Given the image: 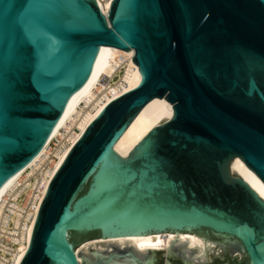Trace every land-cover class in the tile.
<instances>
[{"label": "water", "instance_id": "obj_1", "mask_svg": "<svg viewBox=\"0 0 264 264\" xmlns=\"http://www.w3.org/2000/svg\"><path fill=\"white\" fill-rule=\"evenodd\" d=\"M101 45L133 50L141 80L69 150L19 264H162L164 248L129 239L75 253L160 232L186 233L164 264H264V201L228 167L237 156L264 183V0H111L106 13L0 0V186L41 150ZM154 97L172 117L120 157L113 143Z\"/></svg>", "mask_w": 264, "mask_h": 264}, {"label": "bare ground", "instance_id": "obj_2", "mask_svg": "<svg viewBox=\"0 0 264 264\" xmlns=\"http://www.w3.org/2000/svg\"><path fill=\"white\" fill-rule=\"evenodd\" d=\"M96 2L102 12L106 13L111 0H96ZM100 47L101 52L93 73L82 87L71 95L62 116L52 128L41 150L23 168L18 170L0 186V239L6 238L17 244L11 253L9 264H19L24 256L30 242L32 227L38 208L45 195L47 186L73 144L108 102L133 89L141 80V75L136 64L130 60L127 65L128 70L125 74L127 82L125 86L119 89L115 86L106 88L104 85H101L99 79L102 75L109 76L113 79L114 74H116V67L119 66L121 61L120 55L131 57L133 50L129 49L125 51L107 45H101ZM129 67H133V69ZM172 115L173 111L170 102L164 97L152 98L130 121L125 130L113 143L111 149L120 157L124 158L154 126L162 124L170 119ZM72 126H74L73 130ZM65 132H67L66 136L69 144L55 153L56 158L53 160L50 168L44 172H40L42 179L38 183L31 181L32 177L37 178V172L39 171L38 161L42 160L43 154H47L46 147L50 140L56 135L64 137ZM101 163L102 160L98 166V170L101 167ZM228 167L229 172L237 174L242 178L264 201V183L237 156L232 158ZM26 188H29L27 198L32 200L33 208L27 212V215H24L23 207L20 205L18 199ZM33 188L37 190V193L33 191ZM23 215L24 223L20 219ZM9 221L12 222L16 230L11 232L12 229L8 228ZM185 236L186 233L172 235L171 233L160 232L155 234L153 240H139L137 242H134L131 237L122 236L90 241L81 245V248L95 242L129 239L138 250H144V248H164V252H166L168 238H183ZM0 250L4 253L6 248L0 246ZM77 252L78 250L75 251L76 254ZM1 257L0 262L5 264V260H3L5 259L4 256ZM77 259L81 262L80 257H77Z\"/></svg>", "mask_w": 264, "mask_h": 264}, {"label": "built area", "instance_id": "obj_3", "mask_svg": "<svg viewBox=\"0 0 264 264\" xmlns=\"http://www.w3.org/2000/svg\"><path fill=\"white\" fill-rule=\"evenodd\" d=\"M132 56L130 57V56L120 55L121 61H120L119 66L116 67V74H114L113 79L110 78L109 76L102 75L99 79L100 84L104 85L106 88H108L109 86H115L116 88L121 89L123 86H125L127 83L126 79H125V74H126V71L128 70L127 65H128V62L130 60H132ZM129 68L133 69V67H129ZM73 127L74 126H72V130H73ZM66 135H67V132L64 133V137L56 135L50 140V142L48 143V145L46 147V153L48 155L43 154L42 160L38 161L39 171L37 172V178L36 179L34 177L31 178V180H33V182L38 183L42 179V175L40 172H44L45 170L49 169L50 166L52 165L53 160L56 158L55 153L59 152L65 146H67L69 144V141H68V138ZM33 191L35 193H37V190L34 188H33ZM27 194H26V198H25L24 202L23 203L19 202L20 205L23 207V214L24 215H27V212L29 210L31 211L33 208L32 200L30 198L29 199L27 198ZM24 215L20 218L21 220H23L22 223H24ZM10 222L11 221H9V223ZM8 228L12 229L11 232L16 230V228H14V226L11 228L8 225ZM18 233H19V230H18ZM16 245H17L16 242L9 241L6 238L0 239V246H3L6 248V251L4 253H2V251L0 250V258H2L1 256H4L5 259H3V260H5V264H9L10 260H11V257L7 258L5 256V254H9L11 256V253L15 249V248H13V246H16ZM0 264H3V263L0 262Z\"/></svg>", "mask_w": 264, "mask_h": 264}, {"label": "rangeland", "instance_id": "obj_4", "mask_svg": "<svg viewBox=\"0 0 264 264\" xmlns=\"http://www.w3.org/2000/svg\"><path fill=\"white\" fill-rule=\"evenodd\" d=\"M31 181H33V180H31ZM29 190V188H26V190L25 191H23L21 194H20V197H19V201H20V203H23L24 202V200H25V196H26V194L28 193V190ZM26 193V194H25ZM9 227H13V224L10 222L9 223ZM16 246H13V248H15ZM81 249V246L79 247V248H77V250L79 251ZM5 256L7 257V258H10L11 256L9 255V254H5ZM165 258H166V252H164V257H163V262H162V264H164L165 263Z\"/></svg>", "mask_w": 264, "mask_h": 264}, {"label": "trees", "instance_id": "obj_5", "mask_svg": "<svg viewBox=\"0 0 264 264\" xmlns=\"http://www.w3.org/2000/svg\"><path fill=\"white\" fill-rule=\"evenodd\" d=\"M96 235V233L95 232H91V233H88V234H86V238H90V237H93V236H95ZM72 239H73V241L76 243V238L73 236L72 237Z\"/></svg>", "mask_w": 264, "mask_h": 264}]
</instances>
